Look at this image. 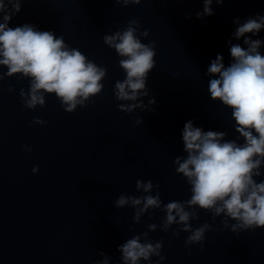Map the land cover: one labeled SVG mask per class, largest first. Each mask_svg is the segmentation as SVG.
Listing matches in <instances>:
<instances>
[{"label": "water", "instance_id": "obj_1", "mask_svg": "<svg viewBox=\"0 0 264 264\" xmlns=\"http://www.w3.org/2000/svg\"><path fill=\"white\" fill-rule=\"evenodd\" d=\"M203 7V0H142L128 7L115 0H23L9 27L29 24L63 36L107 75L102 92L72 114L55 95L45 96L44 107L28 110L19 93L28 91L29 81L0 80V264H98L101 252L110 257L109 264H122L118 246L148 231L149 224L159 226L165 214L150 210L135 224L134 209L114 206L119 195H143L135 187L140 179L160 185L163 204L191 198L190 186L173 164L186 155L184 124L191 120L205 131L236 138L231 110L211 100L207 68L217 54L226 67L231 63L229 40L246 47L243 38H233L234 20L264 16V0L213 2L214 14L197 19ZM132 19L139 23L141 42L156 45L150 94L143 98L145 105L155 98L154 111L121 112L117 106L123 102L114 96L115 82L126 74L103 37ZM145 30L147 38L139 35ZM251 38L264 41V29ZM260 51L264 55V45ZM138 117L143 123L137 124ZM33 118L47 123L34 124ZM261 172L257 182L264 180V167ZM197 212L192 226L213 228L205 234L203 250L185 247L188 233L174 238L175 225L167 233L158 228L149 239L163 241L165 259L152 257L150 264H264V228L232 233L223 228V217L213 223L211 213Z\"/></svg>", "mask_w": 264, "mask_h": 264}, {"label": "clouds", "instance_id": "obj_2", "mask_svg": "<svg viewBox=\"0 0 264 264\" xmlns=\"http://www.w3.org/2000/svg\"><path fill=\"white\" fill-rule=\"evenodd\" d=\"M23 0H0V80L5 76L21 77L29 81L28 91L22 88L20 97L23 106L35 110L44 107L46 95H55L66 113L72 114L77 107H86L103 90L102 81L107 75L105 67L97 66L81 51L70 48L63 36L57 37L51 31H41L25 24L9 27L14 16L21 11ZM124 7L140 5L142 0H115ZM222 5L225 0H203V11L196 18L203 20L214 13L211 5ZM190 17L185 16V19ZM237 25L233 38H243L239 43L228 41L231 63L226 67L224 57L217 54L207 68L208 92L213 102H220L231 110L234 120L235 139H226L224 131H205L194 126L193 121L184 124L182 130L183 151L173 164L177 175L182 176L191 189L187 201H170L163 204L159 192L160 185L137 179L136 190L143 193L137 197L121 194L115 200L117 209H134L133 221L139 224L150 210H159L165 215L160 225L149 224L148 231L134 235L118 246L122 264H150L152 257L163 261L162 243L152 242L149 233L161 230L165 233L174 225V238L181 232L188 233L185 247L201 245L205 234L213 231L210 224L193 227L191 221L198 220L197 209L223 217V228L232 233L264 228V55L261 47L264 41L252 39L264 29V16L250 17L244 22L234 20ZM139 23L136 19L128 22L123 30L103 37V43L113 49L119 59V67L126 74L123 81H116L114 96L118 109L124 113L154 111L155 98L145 105L143 98L149 96L147 81L149 73L156 67L155 42L142 43L137 35ZM251 34V36H249ZM147 38L149 30L139 34ZM9 92L14 91L9 86ZM33 123L44 125L47 122L33 118ZM143 123L142 117L137 124ZM238 141H243L242 143ZM31 151V149H27ZM35 174L38 168L32 169ZM155 191V195L152 193ZM229 221H234L230 224ZM98 264H109L110 257L104 252Z\"/></svg>", "mask_w": 264, "mask_h": 264}]
</instances>
